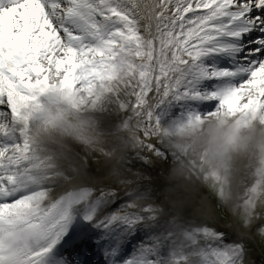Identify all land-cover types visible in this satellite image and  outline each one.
<instances>
[{"label":"snow or ice","instance_id":"snow-or-ice-1","mask_svg":"<svg viewBox=\"0 0 264 264\" xmlns=\"http://www.w3.org/2000/svg\"><path fill=\"white\" fill-rule=\"evenodd\" d=\"M0 264H264V0H0Z\"/></svg>","mask_w":264,"mask_h":264},{"label":"clouds","instance_id":"clouds-1","mask_svg":"<svg viewBox=\"0 0 264 264\" xmlns=\"http://www.w3.org/2000/svg\"><path fill=\"white\" fill-rule=\"evenodd\" d=\"M216 124V120H208L205 123L203 131L197 135L192 136L190 133H185V138L194 140L198 147L197 151L190 153L185 161L171 166L169 177L176 185H195L196 182L189 180L187 177V172L191 167L190 162L193 161L196 163L202 161L206 170L218 172L226 188H231L234 184L241 164L253 153V149L249 148L239 151L227 149L223 157L218 155L217 148L220 140L219 133L216 132ZM257 158L259 159L258 156ZM222 159L227 162V168L222 166Z\"/></svg>","mask_w":264,"mask_h":264},{"label":"rangeland","instance_id":"rangeland-1","mask_svg":"<svg viewBox=\"0 0 264 264\" xmlns=\"http://www.w3.org/2000/svg\"><path fill=\"white\" fill-rule=\"evenodd\" d=\"M99 147H105V148H108V147H110V144H109L107 141H105V142L102 143ZM99 147H98V148L96 149V151H95L94 153H92V154L95 155V156H99L101 163H104V162H105V158L100 154V152H99ZM121 150H125V149H120L119 151H121ZM125 151H126V150H125ZM113 162H114V161H113ZM245 166H246V164L243 166V168H244ZM243 168H242V169H243ZM213 211H214L215 216H216L217 218L223 220V217L220 216L219 211H218L217 209H215L214 205H213ZM225 223H226V222H225Z\"/></svg>","mask_w":264,"mask_h":264},{"label":"bare ground","instance_id":"bare-ground-1","mask_svg":"<svg viewBox=\"0 0 264 264\" xmlns=\"http://www.w3.org/2000/svg\"><path fill=\"white\" fill-rule=\"evenodd\" d=\"M121 151H124V150H121ZM247 163V158L243 161V163L241 164L240 166V170L243 168V166Z\"/></svg>","mask_w":264,"mask_h":264}]
</instances>
